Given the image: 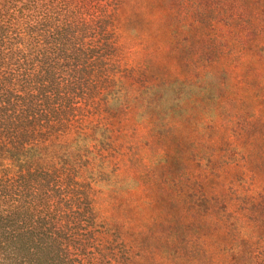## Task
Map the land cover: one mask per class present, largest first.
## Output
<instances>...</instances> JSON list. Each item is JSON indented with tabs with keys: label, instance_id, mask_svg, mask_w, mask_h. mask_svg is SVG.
<instances>
[{
	"label": "trees",
	"instance_id": "1",
	"mask_svg": "<svg viewBox=\"0 0 264 264\" xmlns=\"http://www.w3.org/2000/svg\"><path fill=\"white\" fill-rule=\"evenodd\" d=\"M129 4L0 0V264H142L151 221L133 230L110 203L141 188L118 158V120L161 99L169 115L219 98L241 124L215 120L214 129L226 143L237 133L239 152L210 165L199 187L175 178L169 261L264 264V0L219 1L207 18L222 36L218 55L193 78L146 86L126 69ZM247 82L249 108L239 94ZM144 88L155 97L145 100Z\"/></svg>",
	"mask_w": 264,
	"mask_h": 264
},
{
	"label": "rangeland",
	"instance_id": "2",
	"mask_svg": "<svg viewBox=\"0 0 264 264\" xmlns=\"http://www.w3.org/2000/svg\"><path fill=\"white\" fill-rule=\"evenodd\" d=\"M219 1H227L232 3L231 8H237L235 0H130L126 10L131 43L124 55L127 73L144 86L167 76H197L206 61L218 55L222 36L207 18L213 15V6ZM225 38L234 42L233 36ZM230 52L227 50L224 56H230ZM251 88L247 82L239 92L248 97L241 103L245 108L250 107L249 98L255 94ZM144 91L145 88L141 95L145 100L155 97L152 90ZM215 95L217 98L218 93ZM159 103L163 105L141 107L130 120H118L115 129L120 163L131 174H137L141 188L136 194L117 192L110 203L115 216L127 221L132 219L133 230L140 221H151V230L145 239L150 251L145 250L146 260L142 264H172L166 243L172 237L168 214L169 203L175 196V178L183 175L185 185L199 187L210 165L221 168L227 157L236 158L239 152L237 133L226 143L214 129L215 120H227L229 128L241 124V119L226 113L228 104L224 98L214 103L197 102L186 108L170 109L169 115H165L169 101L161 99ZM156 113H159L158 120H154ZM189 175L194 176V182H188ZM135 201L142 203L141 210L132 207ZM181 251L188 259L197 256V252L191 254L188 249Z\"/></svg>",
	"mask_w": 264,
	"mask_h": 264
}]
</instances>
